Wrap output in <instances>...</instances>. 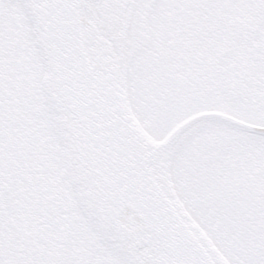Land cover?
<instances>
[{"label":"snow or ice","instance_id":"snow-or-ice-1","mask_svg":"<svg viewBox=\"0 0 264 264\" xmlns=\"http://www.w3.org/2000/svg\"><path fill=\"white\" fill-rule=\"evenodd\" d=\"M0 264H264V0H0Z\"/></svg>","mask_w":264,"mask_h":264}]
</instances>
